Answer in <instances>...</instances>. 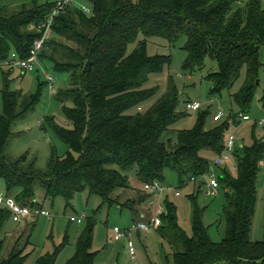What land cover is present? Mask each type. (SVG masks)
Masks as SVG:
<instances>
[{
  "label": "trees",
  "instance_id": "1",
  "mask_svg": "<svg viewBox=\"0 0 264 264\" xmlns=\"http://www.w3.org/2000/svg\"><path fill=\"white\" fill-rule=\"evenodd\" d=\"M76 1L88 5L91 12L84 13L77 4L65 6L49 27L54 38L44 37L37 55L38 60H47L55 70L70 75L69 85L59 89L55 98L61 102L62 114L71 127L49 120L67 151L58 156L51 150L44 169L37 168L27 156H5L12 124L36 106L39 96L9 91L10 70L3 72L0 192L15 194L19 204L39 209L43 208L42 201L33 202L37 186L43 190V199L62 197L67 205L76 193L88 190L89 195L100 197L102 205L131 209L138 217L135 222L149 216L140 210L153 193L135 190L138 197L122 202L121 193L116 191L129 189V171L135 170V179L142 187L152 182L163 186L167 169L176 173L180 184L184 180L195 183L210 172L211 166H220L216 159L225 150L230 126L242 123L231 114L206 128L209 111L201 112L200 107L192 129L176 131L175 143L164 139L174 131L171 126L187 115L178 110L179 92L172 78L168 79L166 92L146 111L130 113L157 91V86H146L149 76L162 72L171 62L169 56L148 55V39L157 37L174 45L184 37L183 72L203 70L208 58L213 63L206 75L212 85L210 93L226 91L239 112L249 114L263 65L259 50L264 46V4L262 0ZM54 7L55 0L0 4V66L12 55L19 59L30 55L34 42L45 34L42 24ZM139 35L143 38L138 39ZM132 42L136 46L127 54ZM243 69L245 77L233 90ZM44 83L48 84L47 80ZM68 100L71 107L64 104ZM261 100L264 103V90ZM257 119L248 121L253 123L250 144H237L235 140L231 152L235 173L225 166L218 168V185L225 191V233L221 242L210 240L202 222L203 211L197 207L191 220L192 234L188 236L178 224L174 203L167 196L163 199L162 224L157 229L172 245L174 264H264V240L250 239L257 179L264 159V125H258ZM8 220L10 211L0 207V232ZM34 221L23 222L33 225ZM94 223L93 218L87 221L76 240L74 254L64 264H93L90 244ZM3 243L0 239V254ZM27 244L8 250L0 264H25L27 254L22 250ZM60 250L39 257L36 264H54Z\"/></svg>",
  "mask_w": 264,
  "mask_h": 264
},
{
  "label": "rangeland",
  "instance_id": "2",
  "mask_svg": "<svg viewBox=\"0 0 264 264\" xmlns=\"http://www.w3.org/2000/svg\"><path fill=\"white\" fill-rule=\"evenodd\" d=\"M19 0L0 1V4H17ZM82 2H77V5ZM264 4V0H262ZM240 6L242 4H239ZM14 6V5H13ZM54 38L50 29L46 30L43 38ZM143 38L139 35L138 39ZM62 40V39H61ZM185 38L182 37L174 45H169L165 40L157 37L148 39L146 52L150 56L165 55L169 56L171 62L165 66L163 71L158 74H151L146 86H157V91L149 99L144 101L138 108H133L129 112H144L153 105L167 90L168 79L172 78L179 92L178 110L187 113L185 117L173 124L170 129L174 130L164 135V139H171L176 142V131L190 130L197 121L198 112H192L186 108V102L198 101L201 104L200 111H209L206 118V128H212L219 122L226 120L231 114H238L239 107L232 101L226 91L221 94H211V83L206 80L208 69L213 63L207 58V66L194 73H186L182 70V64L186 53L183 50ZM72 44L71 42H69ZM136 46L132 42L127 46L126 53L129 54ZM259 59L262 66L259 71L260 86L256 90L254 99L249 110L252 119L264 115V103L261 100L262 90H264V46L259 50ZM9 72L8 90L21 91L24 94H38L39 100L36 106L17 119L11 126L10 136L5 146V156L15 159L19 156H27L28 160L33 159L34 164L39 169H44L51 150L58 156H62L67 151V146L55 135L50 127L49 120L53 119L56 124L70 128V122L64 117L61 111L62 104L55 98L59 89H64L69 85L70 75L67 72L57 71L47 60H38L34 63V70L23 72L17 65L0 66V113L2 112L1 89L4 87L3 72ZM47 75L52 78L51 84L44 83ZM245 77V69L242 70L239 80L235 83L233 90H237ZM42 82V85H39ZM67 107L72 106L71 101H66ZM222 109V118L213 121L212 116L216 112V107ZM251 122H242L237 126L231 125L229 133L235 137L236 143L250 144L251 142ZM256 131H260L256 127ZM262 134V133H259ZM227 167L235 173V160L231 157L230 161L221 166H211L209 174L218 175V168ZM129 189L121 193V200L124 202L129 198L138 197L135 190L144 191L135 179V170L127 173ZM164 190L159 195L153 194L146 204L142 205L141 214H151L157 204L161 205L164 211L163 199L167 196L177 209V219L180 227L188 236L192 234V215L194 207L203 211L202 222L207 228V234L214 243H219L225 233V219L223 216V205L225 203V191L219 188L214 196L205 194V178L200 177L195 183L184 180L179 183L176 173L167 169L164 172ZM201 184L200 189L195 190V186ZM257 201L255 212L252 218L250 239L251 241L264 240V159L257 179ZM145 192V191H144ZM178 192V195L175 193ZM142 194V193H141ZM15 194H13L14 196ZM194 199V203L191 199ZM36 200L42 201L43 209L49 212L48 215L40 216L33 225L25 222L15 223L12 220L5 222L0 239L4 241L0 259L4 257L8 250L12 248L21 249L28 241L22 254H27L25 264H36L39 257L49 253L53 254L58 248L56 261L54 264H64L75 251L76 240L85 228L87 221L93 218L95 223L91 234L90 251L93 253V264H174V250L168 240L164 239L158 231L162 224L159 216V223L146 231L132 229L133 220L138 217L133 215L131 209L120 205L108 207L101 204V199L96 195H89L88 190L78 192L74 195L69 205L62 197L53 200L43 199V190L37 186ZM140 208V206H138ZM155 212V211H154ZM84 216L83 221H70V217ZM148 215L145 219H147ZM118 226L130 229V237L135 247V255H129L125 239L119 241L110 240L113 227ZM226 264V263H221Z\"/></svg>",
  "mask_w": 264,
  "mask_h": 264
},
{
  "label": "built area",
  "instance_id": "3",
  "mask_svg": "<svg viewBox=\"0 0 264 264\" xmlns=\"http://www.w3.org/2000/svg\"><path fill=\"white\" fill-rule=\"evenodd\" d=\"M78 1L76 0H55V7L51 12V15L49 18L42 24V28H45V30H48L53 18L58 15L65 6L67 5H73L77 4ZM80 9L84 12L89 14L90 8L88 5L81 3L79 4ZM43 37L42 39L36 40L33 44V48L30 51V55L27 58L19 59L15 58L13 55L10 57L9 60L5 62L6 65H17L20 67L21 71L28 72L34 70V63L37 61V55L38 52L42 48L43 44ZM47 82L51 84L52 78L47 75ZM201 107L200 102L194 101L187 104V109L195 112ZM222 109L220 106L216 107V112L213 114V121H218L222 118ZM238 120L241 122H248L251 121L252 118L249 114L241 113L239 112L237 114ZM258 125H264V115L259 117L256 120ZM235 145V137L232 133H228L226 143H225V150L223 153L217 157L216 162L217 165H224L226 162L230 161L231 159V152ZM205 178V194L207 196H214L218 192V181L214 174H206L203 176ZM192 180H194L192 178ZM201 186V185H200ZM142 189L146 192H151L155 195H159L164 190V187L159 182H152L145 184ZM175 195H178V192L175 193ZM37 200H34L33 202H36ZM0 207H3L10 211V218L13 222L19 223L23 222L26 219H31L35 216H44L48 215L49 212L43 208L39 209H31L29 206H24L19 204L13 196L6 195L3 192H0ZM155 211V212H154ZM154 211H152L151 214H149L147 219L142 218L141 220L135 221L132 223V229H136L137 231H146L150 228H154L159 223V216L163 212L161 205L157 204V206L154 208ZM143 216V215H142ZM84 216H80L78 218L76 217H70V221L74 222H81L83 221ZM121 239H125L126 246L129 252V255L133 257L135 255V247L130 237V229H124L120 228L118 226L113 227L112 229V235L110 237V240L113 241H119Z\"/></svg>",
  "mask_w": 264,
  "mask_h": 264
},
{
  "label": "water",
  "instance_id": "4",
  "mask_svg": "<svg viewBox=\"0 0 264 264\" xmlns=\"http://www.w3.org/2000/svg\"><path fill=\"white\" fill-rule=\"evenodd\" d=\"M257 84H258V81H257Z\"/></svg>",
  "mask_w": 264,
  "mask_h": 264
}]
</instances>
